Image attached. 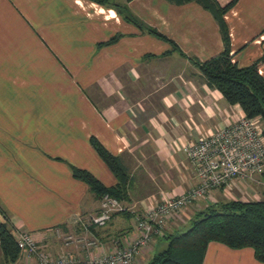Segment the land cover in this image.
<instances>
[{
    "label": "crops",
    "instance_id": "obj_1",
    "mask_svg": "<svg viewBox=\"0 0 264 264\" xmlns=\"http://www.w3.org/2000/svg\"><path fill=\"white\" fill-rule=\"evenodd\" d=\"M129 13L181 52L125 20ZM224 17L233 61L247 66L262 57L264 0H238ZM224 47L217 19L196 1L0 0V205L15 229L32 233L53 254L84 256L81 242L63 244L57 231L82 233L80 218L98 213L101 202L72 167L106 186L117 183L91 137L121 158L130 177L122 201L127 213L87 234L106 250L136 236V220L149 207L195 186L185 145L245 115L192 59L207 60ZM259 71L264 76V62ZM233 182L220 189L227 193ZM215 192L179 215L169 232L181 231L215 202ZM155 240L136 264H146L162 246V238ZM0 264L37 263L22 255L9 263L0 245ZM204 264L264 262L250 247L211 241Z\"/></svg>",
    "mask_w": 264,
    "mask_h": 264
},
{
    "label": "trees",
    "instance_id": "obj_2",
    "mask_svg": "<svg viewBox=\"0 0 264 264\" xmlns=\"http://www.w3.org/2000/svg\"><path fill=\"white\" fill-rule=\"evenodd\" d=\"M169 1L177 4L196 1L214 15L220 25L225 47L207 60L192 58L193 62L208 84L220 90L227 102L239 104L247 117H259L264 123V76L259 71L264 55L250 65L240 66L233 61L231 54V39L224 15L238 0H230L225 5L218 0ZM122 15L141 30L168 40L173 50L180 51L177 44L157 28L144 23L132 13ZM118 36L107 43L113 42ZM90 141L115 174L117 183L106 186L90 171L75 166L72 167L74 177L87 183L100 198L109 193L120 201L126 200L130 177L121 158L111 153L96 137H91ZM0 210L5 216V221L0 224V245L6 261L15 263L21 257L14 235L15 227L1 205ZM118 213H127V210ZM164 239L168 241L166 246L153 254L146 264H204L205 253L211 241L221 242L234 249L250 247L257 260L264 262V194L261 199L256 200L230 199L211 203L196 212L186 230L167 232Z\"/></svg>",
    "mask_w": 264,
    "mask_h": 264
},
{
    "label": "built area",
    "instance_id": "obj_3",
    "mask_svg": "<svg viewBox=\"0 0 264 264\" xmlns=\"http://www.w3.org/2000/svg\"><path fill=\"white\" fill-rule=\"evenodd\" d=\"M264 123L259 117L246 115L228 125L222 126L209 135L185 145V151L194 165L198 183L185 192L164 198L160 203L149 207L145 214L136 220V236L126 243L114 242L107 250L98 241L89 238L90 228L104 227L112 217L127 210L117 197L106 193L100 198V211L83 220L84 231L78 241L86 251L84 256L64 250L53 254L32 233L18 231L14 235L21 255L26 261L37 264H136V256L152 245L156 238L166 235L181 211L192 203L212 200L211 195L221 187L235 180L261 181L264 178ZM263 181V180H262ZM63 234L57 231V235ZM64 235V234H63ZM74 234H65L66 240H72ZM83 245V243H82ZM97 248V252L89 250ZM100 247L102 249L98 250Z\"/></svg>",
    "mask_w": 264,
    "mask_h": 264
},
{
    "label": "rangeland",
    "instance_id": "obj_4",
    "mask_svg": "<svg viewBox=\"0 0 264 264\" xmlns=\"http://www.w3.org/2000/svg\"><path fill=\"white\" fill-rule=\"evenodd\" d=\"M263 180V181H262ZM230 188L228 189L229 191L227 193H225L223 191V189H218L215 194H214V199L215 202L217 201H222V200H230V199H242V200H256V199H261L263 197L264 194V178L261 179V181H252V180H236L235 182H233L230 186ZM213 202V203H215ZM160 203V202H159ZM158 204V203H157ZM193 204H197V202L192 203L189 207L185 208V210L181 211L179 215H182L183 212H185L187 209H189ZM207 205V204H206ZM208 206V205H207ZM201 207V206H200ZM206 206H202L201 208L203 209ZM200 208V209H201ZM198 212V211H197ZM175 224V220L173 222H171V226ZM190 226V223H188V225L184 226L181 231L186 230L188 227ZM84 231V230H82ZM169 232V231H168ZM68 235L74 234L76 236H73L72 240H66L65 239V234L63 235L61 233V235H58V238L60 239V241L64 244L67 242H73V241H78L80 235L82 234L81 232L78 233H66ZM166 235H164L165 237ZM164 237H161L162 239ZM157 239V238H156ZM159 239V238H158ZM156 240H154L153 242H155ZM83 243V247L85 246V241H82ZM168 243L167 239L163 240V244L162 246H157L156 250L154 251V254L158 251H160L162 248H164L166 246V244ZM42 244V243H41ZM70 244V243H69ZM78 244V243H77ZM44 245V244H42ZM82 245V244H81ZM151 246V245H150ZM49 250V248H47ZM50 251V250H49ZM52 251V250H51ZM150 260V259H149Z\"/></svg>",
    "mask_w": 264,
    "mask_h": 264
}]
</instances>
